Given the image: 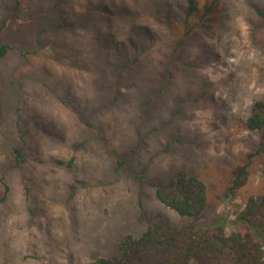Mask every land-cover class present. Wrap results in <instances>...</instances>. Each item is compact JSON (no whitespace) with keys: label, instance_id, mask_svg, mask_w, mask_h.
Returning a JSON list of instances; mask_svg holds the SVG:
<instances>
[{"label":"rangeland","instance_id":"1","mask_svg":"<svg viewBox=\"0 0 264 264\" xmlns=\"http://www.w3.org/2000/svg\"><path fill=\"white\" fill-rule=\"evenodd\" d=\"M88 1L104 15L132 10L154 33L153 58L171 54L184 37L171 55V83L154 106L140 107L139 95L137 105L96 111L114 86L100 90L92 64H81L69 48L78 41L89 53L94 45L93 31L81 34ZM209 1L197 0L199 9L184 22L185 0H0V18L11 15L0 40L13 46L0 58V138L15 128L18 137L22 128L28 157L22 169L9 167V190L0 203V264H85L115 256L123 237H137L155 222L209 230L201 226L225 216L229 232L246 199L264 193V146L260 132L245 126L251 102L264 99V18L255 10L264 11V0H216L204 14ZM97 23L109 31L104 19ZM129 27L115 20L114 38L125 41ZM20 47L35 53L20 59ZM150 63L147 75L160 76L163 68ZM11 87L18 94L10 98ZM31 138L39 145L36 164ZM127 148L135 151L117 164ZM245 162L246 182L227 195L234 170ZM7 164L1 144L0 180L7 181ZM174 173L205 183L207 206L198 217L180 216L156 198L149 182Z\"/></svg>","mask_w":264,"mask_h":264},{"label":"trees","instance_id":"2","mask_svg":"<svg viewBox=\"0 0 264 264\" xmlns=\"http://www.w3.org/2000/svg\"><path fill=\"white\" fill-rule=\"evenodd\" d=\"M215 2L216 0H210L204 5V14L213 10ZM184 5V22H186L197 12L199 7L197 0H185ZM89 6L90 2L88 1L85 12L81 14L80 22L83 24L81 34L83 38H86L89 32L93 31L94 45L89 53L84 51L82 44H78V41L71 43L72 46L69 48L72 53L74 52L73 54H77L81 64H92L97 74L95 82L101 88L100 90L108 89L109 84L114 86L113 91L111 90L109 97H107L108 100L100 102L96 106V111L102 110L108 104L120 105L134 102L137 105L136 100H138L139 95L141 102L139 106L141 105L145 110L154 106L156 97H161L163 91L171 83L168 80L171 74V68L169 67L172 59L171 55L183 44L184 37L177 40L171 48V54L166 51L163 56L153 58L150 55L149 45L153 42L154 33L149 27L140 24L132 10L122 8V11L115 12L111 10L104 15L101 10L94 8L91 10ZM255 10L264 18V11L258 8H255ZM61 15L60 18L63 21L64 14ZM10 16V14H2L0 32L6 29ZM103 19L106 21L108 27L106 28L109 30L105 33L100 30V25L97 23L98 20ZM115 20L128 21L131 34L127 36L128 38L125 41H118L114 38L111 27ZM62 28L58 29L60 32H57V34L64 31V28ZM192 29H187L185 33L189 34ZM67 30L72 32L73 36L76 33L73 24L68 26ZM126 43L130 45V48L125 46ZM12 47L9 43L0 40V58L7 57L11 53ZM18 52V58L20 56L26 58L29 53L34 51L29 52V50L20 47ZM151 61H156L159 67L163 68L162 72L159 71L160 76L157 73L147 75L146 67L151 64ZM187 65L190 66V64ZM138 73L140 80L127 81L125 79V74L136 75ZM161 76H165L163 83H159ZM14 80L8 82L14 86L13 83L17 81ZM123 80L126 82V87L128 84L126 92L121 87ZM17 83L18 88L21 84L20 81H17ZM156 87H158L157 90H155ZM145 90L146 97L143 100L142 93H145ZM8 92L10 98L18 94V90H14V87L9 88ZM2 109L4 107L1 104L0 116ZM245 126L249 130L260 132V144L264 146V99H255L251 102L245 119ZM18 132L20 134L18 137L15 128L14 135L4 134L0 138V145L2 144L8 155V167L3 168L4 176L2 174L3 178H7V181L0 180L3 185V196L0 203L6 200V194L9 190L8 181L11 178L9 167L22 169L28 161L27 155L25 156L27 142L24 138L27 132L22 128ZM29 145L32 149L30 151L31 161L36 164V155L39 150L38 141L31 138ZM134 151L135 148L125 149L122 153L123 159L118 160L117 164L122 165L125 158ZM57 162L63 163L60 160H57ZM70 163L71 161H69ZM140 172L144 173V170ZM41 176L40 174L37 178L38 183L42 182ZM247 176L248 162H245L234 170L226 194H232L234 190L241 187L246 182ZM149 185L153 187L156 198L180 216L198 217L207 206V187L196 176L174 173L167 180L151 181ZM225 223L226 218L224 216L210 221L206 226H201L209 229V231L188 226H176L165 222H155L137 237L132 235L123 237L117 245L115 256H97L85 264H264V193L250 195L246 199L244 207L235 215L233 223L236 227L234 229L226 232Z\"/></svg>","mask_w":264,"mask_h":264}]
</instances>
